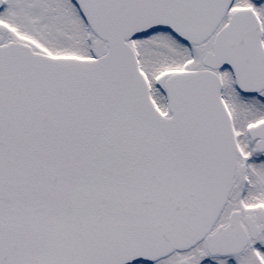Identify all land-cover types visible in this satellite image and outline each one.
<instances>
[{
	"label": "snow or ice",
	"instance_id": "1",
	"mask_svg": "<svg viewBox=\"0 0 264 264\" xmlns=\"http://www.w3.org/2000/svg\"><path fill=\"white\" fill-rule=\"evenodd\" d=\"M0 264H264V0H0Z\"/></svg>",
	"mask_w": 264,
	"mask_h": 264
}]
</instances>
